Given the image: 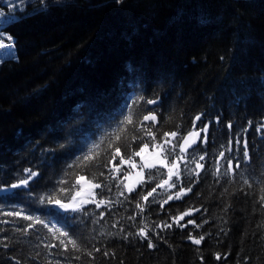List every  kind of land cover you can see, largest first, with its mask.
I'll return each mask as SVG.
<instances>
[{
	"label": "trees",
	"instance_id": "obj_1",
	"mask_svg": "<svg viewBox=\"0 0 264 264\" xmlns=\"http://www.w3.org/2000/svg\"><path fill=\"white\" fill-rule=\"evenodd\" d=\"M133 1L122 0L120 11ZM157 9L158 0H145L144 12L118 30L107 53L98 43L118 14L75 46L56 43L25 61H0V211L23 210L53 228L50 232L35 225L27 233L16 231L32 222L0 215V221H10L0 224L4 229L0 231V264H55L57 260L61 264H264L260 200L264 196V129L258 131L264 124V0H171L169 11L152 23ZM45 30L41 12L2 27L13 38H33ZM148 100L155 103L148 104ZM129 114L133 122L121 125ZM146 115L156 119L145 121ZM205 124L207 143L201 131L197 143L181 153L182 138ZM117 129L119 140L114 135ZM149 131L155 139L146 134ZM166 132L178 135L165 137ZM238 136L247 140L250 160L243 158L242 145H236ZM230 139L232 151L228 152ZM95 144H100L99 149L77 167L78 158ZM144 144L148 146L144 153L157 155L159 145L172 149L169 164L177 156H187L177 160L182 184L167 191L158 188L156 200L162 201L181 186H191L192 191L181 200L169 201L163 209L159 203H148L139 214L136 201L167 179L168 171L159 164L144 168L143 186L125 179V173L133 174L134 168L131 163L121 164L120 156L127 160ZM116 147L120 154L113 159ZM221 151L232 159L234 171H228ZM200 155H205L200 161L204 168L195 169L200 172L198 178H189L185 169H194L191 159ZM132 161L137 174L141 156H132ZM217 168L219 175H212ZM25 169L39 175L28 188H10L27 177ZM150 171L162 175L149 183ZM79 177L111 187V191L93 190L97 202L123 203L110 208L86 203L85 215L40 202L45 197L70 201L79 190ZM246 179L249 184L244 183ZM120 181L135 185L131 194L124 190L128 200L118 196L123 190ZM189 208L200 211L180 223L194 219L201 227H156L171 223L172 216ZM132 216L134 220L129 219ZM145 223L154 249L135 235L123 239ZM56 228L68 231L81 251H73ZM189 234L205 239L195 245ZM60 239H65L67 251L62 246L46 247L59 245ZM105 251L110 255L105 257ZM217 253L220 260L215 258Z\"/></svg>",
	"mask_w": 264,
	"mask_h": 264
},
{
	"label": "snow or ice",
	"instance_id": "obj_2",
	"mask_svg": "<svg viewBox=\"0 0 264 264\" xmlns=\"http://www.w3.org/2000/svg\"><path fill=\"white\" fill-rule=\"evenodd\" d=\"M117 2L119 3L120 0H117ZM14 4H10L9 7H14ZM4 13L2 11H0V16H3ZM4 36L2 33H0V49H4V48H8L9 51L6 53H0V60H3L5 57H9V58H14V49L12 47L11 44L9 45H5L4 41ZM8 40H11V37H7ZM140 99H143V97H140ZM146 103L148 104H154L155 101L154 100H148L146 101ZM143 119L145 121L147 120H155L156 117L155 116H149L146 115L143 117ZM197 121H199L201 119L200 116H197L195 118ZM132 115L129 114L128 116L124 117V120L121 121V125L124 124H130L132 123ZM227 127L229 129L232 128L231 124H228ZM264 129V124H261L260 129H258V131ZM201 131L205 134L204 138H203V142L207 143V133H208V125L205 124L203 125V127L201 128L200 131H190L187 133V136H184L183 139V144L179 145V151L181 153H186L188 148H192L193 145H195L197 143V140L200 138L201 135ZM119 129H117V133H114V135L116 136V139L119 140V135H118ZM146 134L152 135V138L155 139L154 134H152L150 131L147 132ZM165 137L167 136H172V137H177L178 133L177 132H171V133H164L163 134ZM133 139H136V137H133ZM101 143H103V140L101 141ZM165 143H170L169 141H165ZM235 143L236 145H242V155L243 158L245 160H250V155H249V150H248V143L246 139H242L241 137H236L235 138ZM111 146V144H110ZM156 146V145H154ZM100 144H95L93 146V148L89 149L88 153L85 154L82 158H78L79 162L77 164V167L80 166V163L83 162V160H88L89 157H92L93 154L95 153L96 149H99ZM147 144H144L143 147L140 148V151L138 152H134L132 153L131 156H128L127 160H125L124 156H120V162L121 164L123 163H131V167L132 168H136V164L134 161H132V156H141V159H143L142 153H144V151L147 149ZM160 151L157 153V159L155 162L153 163H148L145 162L139 173H137V180H136V184H139L141 186L144 185V183L146 182V178L143 172L144 168H148V169H154L157 167V164H159L160 166L167 168V179H163L159 182L156 183L155 187H152L151 191H148L146 195H142L140 197V200L136 201L135 203V208L139 210V214H143V212L145 211L148 203H159L161 209H163V206L165 204H168L169 201L176 199V200H181L185 195H187L188 193H190L192 191V187L191 186H181L179 187V189L175 192V193H169L167 194L166 198L163 199L162 201H158L155 199L154 194H157V189H163L165 191H167L168 189H175L177 188L178 184H182V172L177 164V160H186L187 156H177L175 157L171 164L168 163V156L173 154L172 153V149H165L163 147V145H159L158 146ZM175 147H177L176 145H173V149H175ZM228 152L232 151V140H229L228 143V148H227ZM237 152L241 151L240 147H237L236 149ZM193 152H195V149H193ZM120 154V148L116 147L115 148V153L113 154L112 158L114 159L116 155ZM219 156L223 159L227 160V168L228 171H234L233 167H232V159L229 157L225 156V152L221 151L219 153ZM205 160V155H200L198 157L193 156L191 159V162L195 164V168L194 169H185L189 175V178H191V176H196L197 178L200 176V172H197L195 169H203L204 165L202 163H200V161ZM105 167H107V165H105ZM240 167V163L237 162L236 164V168ZM26 173H28L27 177L24 179L19 180L18 183H13L10 185V188L12 189H18L21 187L24 188H28L29 187V183L30 181L37 177L39 175L38 172L33 171L32 169H25L24 170ZM117 172H120L121 169L117 166L116 168ZM159 173H153V172H149L147 174V182H152L153 180H155L156 175H158ZM227 174V172L225 173ZM99 175L104 176L103 172H100ZM162 175V174H159ZM212 175L214 176H218L219 175V168L216 169V171H214L212 173ZM173 177H175V180H173ZM113 179H115V177H113ZM125 179L131 180L132 179V174L131 172H126L125 173ZM82 180H85V177H79L77 179V183H80ZM87 183L89 184L90 187V191H89V197L90 199H83L77 203H72L73 201H76V196H72L70 198V202L69 203H62L61 200L56 199L54 197H45L41 199V203H47V204H55L56 206H58L59 208L63 209L65 212L71 211V212H80L83 213L85 215H87L88 213L86 212V210L83 208V204L86 203H95L96 204V208H100L101 205H105L106 207H111L113 205V203H123L122 201H112V200H104L101 199L99 202L96 201L95 196L97 195L95 193V191H93L94 189H100V188H107L109 191H111V187L109 185H102L101 183H93L92 181H87ZM245 184H249V181L246 179L244 180ZM120 184L123 186V190H120L118 192V196H124L125 200H128L129 198L127 196H125V191H127V193L131 194L132 192L135 191V185L131 184V183H124L123 181H120ZM120 185H117V187H119ZM167 186V187H166ZM250 186V185H249ZM73 187H75V185H73ZM227 191V190H225ZM80 193L78 192L77 195H79ZM102 194V193H101ZM149 197H154L153 200L151 202H149ZM261 200V206L264 207V196L260 197ZM143 202V203H142ZM193 211L199 212L200 209H192L189 208L183 212H180L178 215L176 216H172L171 217V223L169 222H162V224H157L156 227H161L162 230L163 229H171L173 227V224H175L178 227H187V225H194L196 228L201 227L202 225H197L194 219H189L187 220L186 224H181V221L185 220V217L191 216L193 214ZM0 215H5V216H9V217H18V218H22L23 220L26 221H31L32 223L27 224L23 229L17 228L16 231H23L25 233L28 232L29 229L34 228L35 225H43V227L45 228H49V224L46 223L44 220H42L40 217L38 216H33V215H28L25 214L23 212V210H12V211H7V212H3L0 211ZM101 218L103 217V213L100 214ZM129 219H135L134 216L129 217ZM10 221L7 220H3L0 221V224H5V223H9ZM98 222V221H97ZM204 223H207V221H204ZM54 227V226H53ZM0 231H4L3 228H0ZM49 231H53V228H49ZM149 226L147 223L144 224L143 227H140L138 229V231L133 234V233H128L126 234L123 239H128L129 236L135 235L137 237H140L141 239L147 240V247L150 249H154L156 247V245L153 243L152 238L149 236ZM56 233H59L60 237H64L67 239V244H71L72 246V250L76 251V252H80L81 251V246L80 244L77 242L76 239H74L68 231L63 230L62 228H56L55 229ZM159 233H156V236L159 237ZM188 239L191 240V242L195 245H200L201 242L205 239L204 235H200L199 238L192 236L191 234H189ZM67 244L65 243V239H60V244L59 245H46V247H58V246H62L64 248L65 251H67ZM6 246V245H5ZM96 252H100V249H95ZM87 255L91 256L92 252L89 251L87 252ZM103 255L105 257L109 256L110 254L105 251L103 252ZM215 258L216 260H220L222 257L219 253L215 254ZM75 259L79 260L80 257L76 256ZM202 259V258H201ZM17 264H19V262H17ZM49 264H51V262H49ZM55 264H61V261L57 260L55 261Z\"/></svg>",
	"mask_w": 264,
	"mask_h": 264
},
{
	"label": "rangeland",
	"instance_id": "obj_3",
	"mask_svg": "<svg viewBox=\"0 0 264 264\" xmlns=\"http://www.w3.org/2000/svg\"><path fill=\"white\" fill-rule=\"evenodd\" d=\"M145 0H134L126 10L120 11L117 0H0V33L4 36L5 45L11 44L14 49V58L5 57L15 61L29 59L39 49L51 45L75 46L80 43L91 31H96L110 18L118 14L106 29L105 36L98 43L104 53H107L115 44L118 30L127 22L136 19L144 12ZM199 1V0H197ZM14 4V7H9ZM171 0H158L157 17L152 23L159 22L161 17L170 9ZM41 12L45 24V33L33 38H13L8 40L2 27L21 17ZM6 47L0 49V53H6ZM2 58V57H0ZM3 59V60H4ZM2 61V60H0ZM183 144V141H182ZM141 166L145 163H153L157 159L154 153H142ZM137 168H134V172ZM132 179L137 180L136 173ZM3 191V190H2ZM90 187L86 181L79 183L76 191L77 203L83 199H89ZM80 193L77 195V193ZM70 201L66 202L69 203ZM59 210L63 209L56 206Z\"/></svg>",
	"mask_w": 264,
	"mask_h": 264
}]
</instances>
